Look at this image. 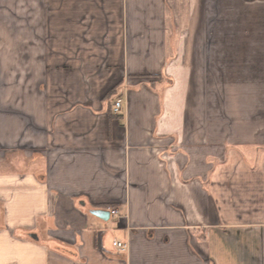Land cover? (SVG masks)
<instances>
[{
	"label": "crops",
	"instance_id": "obj_1",
	"mask_svg": "<svg viewBox=\"0 0 264 264\" xmlns=\"http://www.w3.org/2000/svg\"><path fill=\"white\" fill-rule=\"evenodd\" d=\"M0 264H264V0H0Z\"/></svg>",
	"mask_w": 264,
	"mask_h": 264
},
{
	"label": "built area",
	"instance_id": "obj_2",
	"mask_svg": "<svg viewBox=\"0 0 264 264\" xmlns=\"http://www.w3.org/2000/svg\"><path fill=\"white\" fill-rule=\"evenodd\" d=\"M124 108H125V100L123 97L119 96L114 99L112 106H111V112L113 117L119 118L123 115L124 113ZM109 212L113 217H118L119 216V210L116 207H111L109 208ZM114 247L120 250H127L128 249V243L127 241L123 240H115L113 242Z\"/></svg>",
	"mask_w": 264,
	"mask_h": 264
},
{
	"label": "water",
	"instance_id": "obj_3",
	"mask_svg": "<svg viewBox=\"0 0 264 264\" xmlns=\"http://www.w3.org/2000/svg\"><path fill=\"white\" fill-rule=\"evenodd\" d=\"M94 214L98 215L99 217L103 218V219H109L110 218V212L103 210V209H98V210H94L92 211Z\"/></svg>",
	"mask_w": 264,
	"mask_h": 264
}]
</instances>
